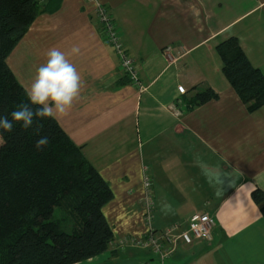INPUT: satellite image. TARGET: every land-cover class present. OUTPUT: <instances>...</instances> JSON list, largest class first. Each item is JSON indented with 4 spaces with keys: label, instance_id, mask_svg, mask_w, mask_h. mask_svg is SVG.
Segmentation results:
<instances>
[{
    "label": "crops",
    "instance_id": "0c3cea01",
    "mask_svg": "<svg viewBox=\"0 0 264 264\" xmlns=\"http://www.w3.org/2000/svg\"><path fill=\"white\" fill-rule=\"evenodd\" d=\"M59 1L33 21L7 66L25 92L52 48L80 74L79 95L56 122L112 191L102 211L113 240L79 264L157 263L148 248L117 246L149 233L141 201L145 169L153 185V233L177 225L178 234L194 214L215 220L210 242L179 244L167 264H264V219L251 199L254 189L264 192V106L248 111L216 52L235 37L264 76V0H98L121 33L140 88L122 73L93 4ZM205 88L217 98L188 108ZM217 172L235 181L220 198Z\"/></svg>",
    "mask_w": 264,
    "mask_h": 264
},
{
    "label": "trees",
    "instance_id": "16d2710c",
    "mask_svg": "<svg viewBox=\"0 0 264 264\" xmlns=\"http://www.w3.org/2000/svg\"><path fill=\"white\" fill-rule=\"evenodd\" d=\"M59 0H0V115L28 103L7 58L33 21L55 11ZM222 73L252 112L264 106V76L251 65L238 40L216 46ZM210 88L198 91L193 108L215 100ZM47 136L49 143L36 147ZM0 264H79L112 243L103 207L113 194L56 120H35L29 130H0ZM252 201L264 219V192Z\"/></svg>",
    "mask_w": 264,
    "mask_h": 264
},
{
    "label": "clouds",
    "instance_id": "9594fccd",
    "mask_svg": "<svg viewBox=\"0 0 264 264\" xmlns=\"http://www.w3.org/2000/svg\"><path fill=\"white\" fill-rule=\"evenodd\" d=\"M79 53L78 47L71 49V54ZM81 77L75 65L69 61L66 54L56 48L47 52L46 62L36 72L33 83L26 90L28 103L17 105L16 110L7 115H0V130L12 132L19 126L23 130H29L35 120H56L63 117L71 110L74 101L79 95ZM55 110V111H54ZM47 136H42L36 147L48 144ZM215 181L219 187L215 196L220 198L234 184L231 173L215 174Z\"/></svg>",
    "mask_w": 264,
    "mask_h": 264
},
{
    "label": "built area",
    "instance_id": "2783aa9c",
    "mask_svg": "<svg viewBox=\"0 0 264 264\" xmlns=\"http://www.w3.org/2000/svg\"><path fill=\"white\" fill-rule=\"evenodd\" d=\"M89 2L94 6L95 17L101 26L103 38L112 47L117 56L122 73L140 88L134 61L125 50L121 33L111 14L98 0H89ZM179 92L183 93V89L179 88ZM142 184L143 197L141 201L144 208V220L149 228V233L143 239L125 238L117 246L122 248L131 245L148 248L157 257L156 264H167L168 259L179 244L189 246L194 241H211V232L215 226V220L208 214H194L188 221L187 229L178 234L176 233L177 225H172L159 234L153 233L150 230L153 217V185L146 169L143 170Z\"/></svg>",
    "mask_w": 264,
    "mask_h": 264
},
{
    "label": "rangeland",
    "instance_id": "374dc122",
    "mask_svg": "<svg viewBox=\"0 0 264 264\" xmlns=\"http://www.w3.org/2000/svg\"><path fill=\"white\" fill-rule=\"evenodd\" d=\"M0 143H1V138H0ZM124 240V239H123ZM122 241V240H121Z\"/></svg>",
    "mask_w": 264,
    "mask_h": 264
}]
</instances>
